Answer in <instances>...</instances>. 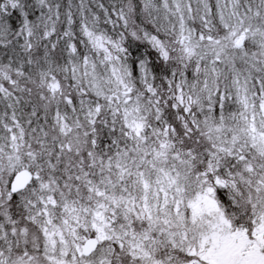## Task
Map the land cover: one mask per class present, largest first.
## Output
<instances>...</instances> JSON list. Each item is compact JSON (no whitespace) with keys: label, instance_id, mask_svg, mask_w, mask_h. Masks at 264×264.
Masks as SVG:
<instances>
[{"label":"snow or ice","instance_id":"snow-or-ice-1","mask_svg":"<svg viewBox=\"0 0 264 264\" xmlns=\"http://www.w3.org/2000/svg\"><path fill=\"white\" fill-rule=\"evenodd\" d=\"M0 264H264V0H0Z\"/></svg>","mask_w":264,"mask_h":264}]
</instances>
